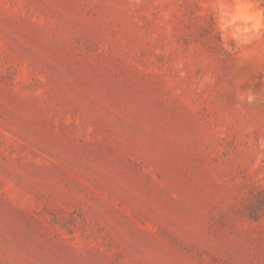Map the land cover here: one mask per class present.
I'll use <instances>...</instances> for the list:
<instances>
[{
  "label": "rangeland",
  "instance_id": "1",
  "mask_svg": "<svg viewBox=\"0 0 264 264\" xmlns=\"http://www.w3.org/2000/svg\"><path fill=\"white\" fill-rule=\"evenodd\" d=\"M0 264H264V0H0Z\"/></svg>",
  "mask_w": 264,
  "mask_h": 264
},
{
  "label": "clouds",
  "instance_id": "2",
  "mask_svg": "<svg viewBox=\"0 0 264 264\" xmlns=\"http://www.w3.org/2000/svg\"><path fill=\"white\" fill-rule=\"evenodd\" d=\"M253 97L252 96H248V98H247V101L249 102V103H251V102H253Z\"/></svg>",
  "mask_w": 264,
  "mask_h": 264
}]
</instances>
